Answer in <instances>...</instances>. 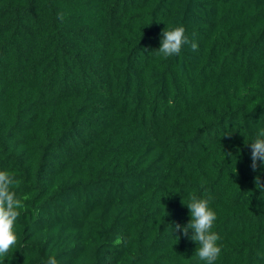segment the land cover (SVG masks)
Segmentation results:
<instances>
[{
  "label": "trees",
  "instance_id": "obj_1",
  "mask_svg": "<svg viewBox=\"0 0 264 264\" xmlns=\"http://www.w3.org/2000/svg\"><path fill=\"white\" fill-rule=\"evenodd\" d=\"M181 22L198 49L158 55ZM262 128L264 0H0V170L29 197L0 264H206L174 231L193 193L215 264H264Z\"/></svg>",
  "mask_w": 264,
  "mask_h": 264
},
{
  "label": "clouds",
  "instance_id": "obj_2",
  "mask_svg": "<svg viewBox=\"0 0 264 264\" xmlns=\"http://www.w3.org/2000/svg\"><path fill=\"white\" fill-rule=\"evenodd\" d=\"M63 19V15L59 14ZM188 46L192 51L198 49V44L190 40L186 35V25L181 22L172 28H165L161 33V44L157 49L158 55L164 58L178 56L182 49ZM251 164L253 172L264 166V128L260 129L256 138L250 142ZM256 187L261 190L260 199L264 200V180L257 175L254 178ZM19 184L15 176L8 170H0V256H6L9 250L16 244L17 235L15 224L20 212L25 208L23 203L29 197L20 198L17 196L14 187ZM211 197H198L191 194L188 203H185L190 211L191 219L186 225L176 223L174 231L183 229V235L198 243L196 254L206 261V264H215L221 253V246L218 244L220 236L213 231L216 221V212L210 207ZM191 230V231H190ZM116 243H120L117 237ZM45 264H58L55 255H51Z\"/></svg>",
  "mask_w": 264,
  "mask_h": 264
}]
</instances>
